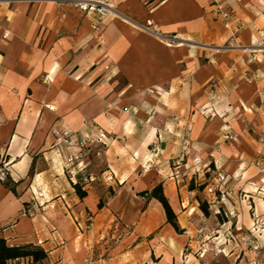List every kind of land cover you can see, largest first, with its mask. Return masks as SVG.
<instances>
[{
	"label": "crops",
	"instance_id": "1",
	"mask_svg": "<svg viewBox=\"0 0 264 264\" xmlns=\"http://www.w3.org/2000/svg\"><path fill=\"white\" fill-rule=\"evenodd\" d=\"M109 3L114 12L96 23L67 4L0 0V168L16 189L0 180V237L41 245L50 264L130 259L136 251L98 261L102 226L130 233L165 224L171 234L154 219L162 215L151 191L162 185L176 214H192L200 203L188 186L210 171L233 193L230 206L206 195L216 214L219 203L249 210L238 192L264 212V0ZM99 129L101 157L78 161L88 173L81 199L72 183L84 179L68 162L77 150L65 141H92ZM99 165L113 181L89 183ZM166 248L155 264L172 260ZM191 256L181 264H200Z\"/></svg>",
	"mask_w": 264,
	"mask_h": 264
},
{
	"label": "rangeland",
	"instance_id": "2",
	"mask_svg": "<svg viewBox=\"0 0 264 264\" xmlns=\"http://www.w3.org/2000/svg\"><path fill=\"white\" fill-rule=\"evenodd\" d=\"M94 139L90 142H93ZM92 153L97 157H101L92 148V152L86 155L85 158L91 156ZM82 161L80 163L74 161V165L71 166L69 171H73L72 175L76 176L78 174L79 178L84 179L88 173H82V170L79 169V164L82 165ZM101 167L99 165L93 168L96 171L93 176H101L99 175ZM214 178L212 171L205 174L202 179H197L193 176L188 186L189 188L190 185L193 186L194 194L192 198H197L198 201H206V195L210 194L208 188L217 185ZM76 181L86 183L85 179L83 181L76 179ZM201 187L204 188L201 189ZM225 190L231 193L228 188H225ZM220 191L221 188H217L215 190L216 195L220 196ZM238 196L242 202L249 206V210L246 212L232 211L226 209L224 204L219 203L218 206L221 207L220 213L216 214L214 209L209 208L210 215L208 217L198 208L199 206L192 214H189V211L183 214H176L181 228L180 233H176L175 230L171 229L172 233L166 234L163 230L165 224L156 230H132L130 233H127L129 231H123L116 223H112L107 231L102 226L96 237L97 243L94 253L97 257L100 256L99 261L108 260L117 252L124 251L131 254V252L136 251V254L130 256L132 263H130V259L126 261L123 259L115 263L140 264L148 259L147 263L155 264L157 263L156 259H161L164 255H167L169 251L166 250V247H169L173 253L170 256L172 260L167 262V264H181V258L185 259L189 255L200 260V264H264V212L261 214L256 212L253 199L249 197L248 193L238 192ZM231 202L229 200L228 206L232 204ZM99 207H103V202H101ZM159 209L162 216H159L157 212H153L154 219L157 222L165 219L160 205ZM237 223H239V226ZM73 230L76 231L75 225H73ZM188 231L189 234H186L185 232ZM135 247H137L136 250ZM150 249L153 250L151 254L148 252ZM206 257L207 261H204ZM45 264L50 263L47 262Z\"/></svg>",
	"mask_w": 264,
	"mask_h": 264
},
{
	"label": "trees",
	"instance_id": "3",
	"mask_svg": "<svg viewBox=\"0 0 264 264\" xmlns=\"http://www.w3.org/2000/svg\"><path fill=\"white\" fill-rule=\"evenodd\" d=\"M35 163L36 158H34L33 160V164L29 171V176H32L33 174ZM86 184L87 183L84 184L82 182L77 181L72 183L76 194L81 199L87 196V192L85 191ZM5 186L10 189L14 194H16V189L15 187H13L11 182L5 180ZM204 187H201V189H203ZM189 190H194L192 185H190ZM114 193V190L110 189L109 197L114 196ZM151 198L155 199L161 205L165 215L166 223L170 225L176 233H180L181 228L177 220V215L174 212L168 198L164 194L162 185H158L153 188V190L151 191ZM199 203V209L203 212L206 217H208L210 215L209 204L206 201H199ZM48 259L49 254L41 245H36L32 243L18 246L9 245L4 237H0V264H45L48 262Z\"/></svg>",
	"mask_w": 264,
	"mask_h": 264
},
{
	"label": "built area",
	"instance_id": "4",
	"mask_svg": "<svg viewBox=\"0 0 264 264\" xmlns=\"http://www.w3.org/2000/svg\"><path fill=\"white\" fill-rule=\"evenodd\" d=\"M29 2H39V3H56L59 5L67 4L71 6L73 9L77 10L80 13L92 15L96 19V23L104 20L108 15L112 14L114 12L113 7L110 5L109 0H29ZM95 28H97V25L95 24ZM145 30L151 31L149 26L144 27ZM168 41H170L172 44L176 43L178 41V37L175 35H170L168 38ZM216 84L213 83L211 85L210 94H215ZM99 144L106 146L105 136L102 132V129H99V133L97 137L94 139L93 142H90L87 139H81V140H74L69 139L65 141V145L67 147H73L77 150V154L73 157V159H69V163H73L80 161L83 159L86 155L90 154L92 152L93 145ZM101 150H97L96 154L101 155ZM8 176V170L7 168H0V180H5ZM113 175L106 174L101 175L100 177H95L93 175H90L88 177L89 183H97V182H111L113 181ZM219 188L218 185L215 187L208 188V191L212 195H216L215 190ZM220 198L224 200H228L229 196L231 195L230 192H223L220 191ZM37 196H42L41 193L37 194ZM91 226V225H90ZM202 258V256H201Z\"/></svg>",
	"mask_w": 264,
	"mask_h": 264
},
{
	"label": "water",
	"instance_id": "5",
	"mask_svg": "<svg viewBox=\"0 0 264 264\" xmlns=\"http://www.w3.org/2000/svg\"><path fill=\"white\" fill-rule=\"evenodd\" d=\"M150 192L149 191H142L139 193V196L143 199H146L149 196Z\"/></svg>",
	"mask_w": 264,
	"mask_h": 264
},
{
	"label": "bare ground",
	"instance_id": "6",
	"mask_svg": "<svg viewBox=\"0 0 264 264\" xmlns=\"http://www.w3.org/2000/svg\"><path fill=\"white\" fill-rule=\"evenodd\" d=\"M133 198H134V196H133ZM116 202V201H115Z\"/></svg>",
	"mask_w": 264,
	"mask_h": 264
}]
</instances>
